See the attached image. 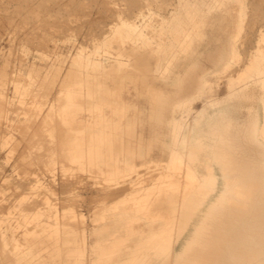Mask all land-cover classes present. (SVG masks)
I'll use <instances>...</instances> for the list:
<instances>
[{
	"label": "bare ground",
	"instance_id": "bare-ground-1",
	"mask_svg": "<svg viewBox=\"0 0 264 264\" xmlns=\"http://www.w3.org/2000/svg\"><path fill=\"white\" fill-rule=\"evenodd\" d=\"M179 1L174 11L185 9L187 25L199 35L226 31L224 25L235 22L227 0ZM126 25L143 43L110 46L117 51L105 53L114 57H87L86 70L69 71L78 77L65 91L61 114L67 124L64 150L75 153L83 169L116 181L112 195L131 194L124 222L98 245L99 258L91 264H264V115L250 107L245 119L223 106L245 95L252 82L264 84V46H258L261 57L250 63L246 78L237 81L225 76L234 62L220 47L200 64L162 78L158 53L168 38L146 31L145 23ZM181 32L186 43L191 31ZM124 67L137 77H124ZM102 98L115 99L122 110L103 105ZM262 104L264 113V96ZM191 115L193 127L187 122ZM50 151L54 162H64L55 147ZM152 162L162 172L151 187L150 179L126 178ZM68 226L75 231L73 223ZM44 231V239L20 243V253L12 255L25 264H64L60 237L49 227ZM83 234L71 241L79 257L65 264H87L96 252L86 251ZM32 254L40 259L24 260ZM11 257L0 263L13 264Z\"/></svg>",
	"mask_w": 264,
	"mask_h": 264
},
{
	"label": "rangeland",
	"instance_id": "rangeland-1",
	"mask_svg": "<svg viewBox=\"0 0 264 264\" xmlns=\"http://www.w3.org/2000/svg\"><path fill=\"white\" fill-rule=\"evenodd\" d=\"M227 1L235 8L233 26L199 35L187 25L185 9L174 11L179 0H0V262L12 256L13 264H25L20 255L12 254L20 253V243L44 239V228L49 227L60 237L64 264L79 257L71 241H81L85 231L86 251L91 253L93 247L96 251L88 256L91 264V259L99 258L98 245L124 222L125 201L131 194L112 195L109 190L116 181L107 182L101 174L83 169L75 153L64 150L65 91L78 77L68 72L84 70L87 57L98 61L105 55L114 57L105 53L117 51L110 46L143 43L132 26H122L130 21L150 25L146 31L155 29L168 38L167 48L158 53L159 77L171 79L175 70L200 64L220 47L234 62L225 76L234 81L246 78L250 63L261 57L258 46H264V0ZM224 14L219 13L222 19ZM181 28L191 31L186 43L181 41ZM122 74L137 77L127 67ZM52 80L55 86L50 90ZM263 96L264 84L252 82L245 95L223 106L245 119L250 107L263 116ZM101 103L122 110L115 99L102 98ZM193 117L187 118L192 127ZM54 147L63 163L52 159ZM156 168L152 162L141 166L139 175L126 178L150 179L146 183L151 187L162 172ZM68 223H73L74 232ZM32 259L40 258L32 254L24 260Z\"/></svg>",
	"mask_w": 264,
	"mask_h": 264
}]
</instances>
